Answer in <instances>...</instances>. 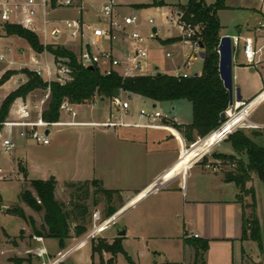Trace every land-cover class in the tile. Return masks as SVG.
Instances as JSON below:
<instances>
[{
	"label": "crops",
	"instance_id": "0c3cea01",
	"mask_svg": "<svg viewBox=\"0 0 264 264\" xmlns=\"http://www.w3.org/2000/svg\"><path fill=\"white\" fill-rule=\"evenodd\" d=\"M102 1L104 0H99L97 4H90L84 0V14L90 12L93 18ZM164 5L159 6V13L151 14L156 18L160 36L149 41L157 42L164 49L163 55L166 52L174 53L172 58H166L164 55L169 64L163 70L155 67L158 72L168 73L181 65L183 54L188 53L190 47L180 41L177 28L170 27L164 22L163 13H168L169 8L168 4ZM228 8L249 9L257 17L252 25L237 23L234 27L223 25L220 21L219 34L220 37L230 34L240 39L232 66L233 89H239L240 100L251 101L257 97L256 101L246 109L243 118L236 117L231 125L236 127L242 122L243 130H246L247 134L250 133L251 137L258 142L259 139L264 140V28L260 27V23L264 22V6L260 0H244L237 7L226 4L225 9ZM117 10L125 14L122 13L119 4ZM140 28L143 29V33L149 29L145 21ZM171 31L173 33L169 34ZM246 39L251 40L255 51L254 61L251 63L247 62L243 53ZM127 46L125 41H119L112 44V50L120 54ZM64 47L69 49L65 45ZM69 50L76 52V43L75 48ZM175 60L178 61L175 63ZM194 74L198 75L200 72ZM15 76L20 80L22 74L18 73ZM29 97L31 96L28 95L26 99ZM136 98L140 97L135 96L134 99ZM100 99L98 98L97 102L101 103ZM19 100L20 98L14 103ZM233 100H236L234 91ZM92 103H95V100ZM168 106L171 111L179 112L183 118V122L176 119V124L191 122V106L187 101H179ZM109 107L104 111L101 119L85 121L77 120L76 117L72 119L68 114L67 120H61L60 111L59 121L50 127H88L86 131L78 134L79 143H77L79 157L87 166L85 176L78 179H57L55 175L54 179L62 184L71 180H97L100 182V188L119 191L125 197L124 202L117 206L116 211L110 216L112 228L113 219L118 214L122 213L123 217H121L126 219L123 227L110 236L112 240L118 237L121 231H124L123 237L128 235L135 237L137 226H139L142 238L152 243L159 241L173 243L175 252L179 254L178 257H181L176 260L167 259L160 264H194L196 261L203 264H264V181L259 180L257 175L252 173L250 180L246 183V188H252L254 191L255 214L260 226L259 244L242 236L244 217L250 213L247 204L253 202L251 195H245L242 201H238L236 199L239 192L238 186L224 179V171L213 172L205 167L207 161L203 162L204 156H209L208 162H213L215 159L211 157V154H234L230 141L226 138L216 139L213 134H210L207 138L206 136L198 138L196 142L188 144L174 126L166 124L165 119L157 121L155 123L157 126H150L147 119L140 118L131 110L128 114L118 115L117 121L120 124L107 128L103 123ZM50 134H52L51 130ZM200 143V147L194 149ZM220 144L229 145L231 152H217L215 147ZM262 144L264 145V142ZM188 146L191 148L187 149ZM186 153H188L187 156H185ZM22 165L20 169L21 173H24L26 167ZM97 165L107 170V173L96 169ZM50 173V169H47L46 177ZM46 179L40 178V180ZM144 193L146 196H142L145 200L142 208L133 214V209L137 208H133L134 204ZM194 233L198 234L197 238L191 236ZM41 238V241H31L28 245L19 241L13 245L16 248L24 247L32 250L25 254L33 253L31 255L33 262L30 264H37L41 258L37 249L44 248L43 243L51 239ZM86 240H80L72 247L65 241V248L60 249L59 255L51 256L49 253L45 255L46 264L58 259L55 264H64L69 253ZM202 240L207 241V248L202 254L197 255L193 243ZM168 253V250H163L164 256ZM18 258L25 259L21 264H27L26 256Z\"/></svg>",
	"mask_w": 264,
	"mask_h": 264
},
{
	"label": "trees",
	"instance_id": "16d2710c",
	"mask_svg": "<svg viewBox=\"0 0 264 264\" xmlns=\"http://www.w3.org/2000/svg\"><path fill=\"white\" fill-rule=\"evenodd\" d=\"M225 1L215 0L212 4H206L204 0H188L186 4L179 5L180 20L198 27L197 37L204 52L200 74L186 78L160 72L130 77H122L115 72L103 75L97 68L89 70L79 64L76 55L71 50L65 47L44 45L34 32L17 24H4L6 35L23 38L35 52L47 51L55 60L65 62L70 68V78L65 84L60 85L55 81L48 83L28 68L5 71L0 78V83L18 73L25 76V82L11 91L0 104V123L7 117L10 106L15 100L25 99L36 89L46 91L49 88V99L42 117L50 124L59 121L61 104L64 101H68L74 106L92 103L96 96L99 99L104 98L112 101L123 91L156 104L174 105L179 101H187L191 106V122L188 124L174 123L172 126L182 134L186 143L196 142L198 138L207 136L220 126V114L228 107V94L218 74L217 53L221 29L218 11L226 8ZM159 5H163V3L159 1ZM233 127L231 124L228 125L230 130ZM213 136L219 139L220 135L218 132H213ZM226 139L230 141L234 154H216V156L220 157L224 164L233 167L223 173L226 181L234 182L238 186L239 192L236 199L242 201L244 194L251 195L253 202L247 205L250 208V213L244 217L242 236L260 244V226L255 214L254 191L252 188L247 189L246 183L250 180L252 173H255L259 180L264 181V145L256 142L243 129H236ZM242 156H245V160L242 159ZM203 162L205 163L206 160L203 159ZM29 182L35 196L28 188L23 187L18 193V198L35 212H43L44 222L41 228L35 226L34 221L26 216L23 208L19 205L8 208L6 213L24 221H30L35 236L58 239L61 249L65 248V241L72 237L71 233L79 237L86 232L88 216L86 202L90 194V186H95L99 192L103 193L111 191L100 188V182L97 180L67 182L65 186L73 190L70 193V204L66 207L55 197V182L53 180L36 179ZM115 211L116 208L110 209L108 215H112ZM121 238V236L115 237L111 243H107L104 239H98L97 243H91L92 257L98 255L99 264H114L117 253L125 254ZM193 246L197 255L202 254L207 248V241L194 242ZM104 253L110 254V258L106 262L103 259ZM125 256L129 264H133L129 256ZM8 260L14 264H21L25 261L23 258L15 257H10ZM194 264L203 263L196 261Z\"/></svg>",
	"mask_w": 264,
	"mask_h": 264
},
{
	"label": "rangeland",
	"instance_id": "374dc122",
	"mask_svg": "<svg viewBox=\"0 0 264 264\" xmlns=\"http://www.w3.org/2000/svg\"><path fill=\"white\" fill-rule=\"evenodd\" d=\"M85 1L89 2L90 4H97L99 0ZM187 1L188 0H161V2H163V5L161 6H165L164 4H168V13L172 14L175 11H180L181 9L179 5L186 4ZM204 1L206 4H212L215 2V0ZM242 1L244 2V0H226L225 5L227 4L233 7H237L239 4H242ZM117 2L121 7L122 13L129 14L131 10H135L139 15L141 25H143L146 15H151L156 12L159 13L160 9L158 0H117ZM172 4L177 5L172 6ZM89 11L91 10L89 9ZM53 15L57 19H71L77 17V14L73 9H59ZM218 17L223 25L227 24L231 27H234V25H236L237 23H247L248 25H252L257 18L251 10L244 8L221 9L218 11ZM83 19L86 21H93L92 17L90 16V12L85 13L83 15ZM140 30L141 32H143V29L140 28ZM172 33L173 31H171V33L169 34ZM39 40L42 44H44L41 38H39ZM47 45H52L54 47H64L65 45L69 49L75 48V43L68 38L66 33H62L58 37H48ZM147 49L148 58L146 59V62L149 65L146 69L147 74H151L153 73V71H156L154 67H158L159 70H163L166 65L169 64L168 60L163 55L164 49L161 48L157 42L149 41L147 44ZM32 51L33 50L31 49V47L23 38H20L16 35H6L3 25L0 24V53H2L6 58V60H0V73H4L8 69L20 70L23 67H27L25 66V64L30 62ZM72 52L75 54V50H72ZM9 59L14 60L17 63H21L23 66L21 64H16L14 66L8 67L6 61ZM47 59L50 63L53 62L49 53L47 54ZM38 60L41 63L44 61L42 55H40ZM177 61L178 60H175L174 62L176 63ZM201 70L202 59L199 57L194 61V64L189 72L191 75H194V73H199L201 72ZM15 75L16 74L0 83V104L11 91L15 90L20 84L25 82L24 75L21 76L20 80H18L17 76ZM45 93L46 91L42 89H36L29 94L31 97H29L28 100L32 102L39 100L44 97ZM94 100L95 103H87L79 106H74L77 113L75 119L83 121L101 119L104 111H106V109L110 106L109 101L105 100L104 102L101 101V103L97 102V96L94 98ZM12 108L13 105L10 106V109ZM140 108H144L150 111L153 107L149 103V100L136 98L134 104L131 105L130 110L133 113L137 114ZM157 108L162 112L163 115H167L170 118H176L177 121L183 122V118L179 115L180 113L177 111H171V108L167 103H159L157 104ZM61 114V120H67V113L65 111H61ZM49 129L52 133L51 144L49 146H42L31 141L19 140L18 148L14 151V153L7 157L0 156V167L5 168L8 171L13 170L12 172H14L10 174L9 178L0 180V264H13L12 262H9L8 259L10 257L18 258L21 256H26L28 258L27 264L33 262L31 256L33 255V253L25 254V252L29 253L32 252V250H27V248L24 247L16 248L13 244L19 241V243L25 242L26 245H28L29 242L36 241L35 237L39 236H33L34 234L30 221H24L19 217L6 213V210L8 208L14 205H19L23 208L26 216L30 217L34 221L37 228L40 229L43 225V212H35L19 200L18 193L21 188H28L35 196V192L30 186V180H36L40 178H47L46 180H48L50 175H56L57 179H78L84 177L86 174L85 170L87 166L84 165V160L79 157L80 151H78L77 143H79L78 134L82 131H86L88 127H50ZM237 129L244 128H242L241 126ZM248 135H250V133H248ZM263 142L264 140L262 139L258 140L259 144H262ZM189 148L190 147L188 146L187 149ZM215 150L217 152L223 153L231 152L230 146L226 144L217 145L215 147ZM18 157H21V159H18ZM208 157L209 156H204V159L207 161L206 164H219L220 171L233 169L232 166L224 164L222 162L223 160L220 157L216 156V153L214 155L211 154V157L215 159L213 162H208ZM242 159L245 160V156H242ZM21 165L26 167V171L24 173H21ZM97 168L107 173V170L101 169L98 165L96 169ZM47 169H50L51 171L48 177H46ZM53 181L55 182L56 199L60 202H63L64 205L68 207L71 201L70 193L73 189L67 188L65 186V183H76L80 181L71 180L63 184L56 182L55 179H53ZM142 196L145 197L146 194H142L141 198H139L136 204H134L135 206H133V208H137L133 209V214L137 213L142 208L143 202L145 201L143 200L144 198ZM243 196H245V194ZM124 199L125 197L122 196L119 191L111 190L110 192L103 193L99 192L95 186H90V194L86 202L88 205L86 232L79 237L71 233L72 237L68 238L66 240V243H68L72 247L76 245V243H78L80 240H86L87 235L90 231V227L92 225V212L95 209H99L102 220H109L110 216H112L108 215L109 210L121 205L124 202ZM3 207H5V209H3ZM121 216L122 213L114 217L113 228L112 221H110L109 223L104 225L102 229L88 237L85 243L75 247L64 260V264H99L98 255H95L94 257H92L91 255V243H97L98 239H104L107 243H111L112 237L110 236L121 229L126 221V219L122 218L123 216ZM71 228H73V225H71ZM140 229L141 228L137 226V232L135 234L137 237H132L130 235H128L127 237L121 236V245L125 254L122 252L117 253L114 264H129L125 255L129 256L133 264H160L167 259L176 260L181 258L178 257L179 254L175 252L176 249L174 248V246H172L173 243L171 244L161 241L152 243V241L145 240L141 237ZM43 246L44 248L37 249L39 251L38 254L41 257L39 258V262L37 264H46L47 258L45 255L48 253L51 256H57L61 253L58 239H47V241L43 243ZM165 249L169 251L166 256H164L163 254V250ZM109 258V253L103 254V259L105 262Z\"/></svg>",
	"mask_w": 264,
	"mask_h": 264
},
{
	"label": "built area",
	"instance_id": "2783aa9c",
	"mask_svg": "<svg viewBox=\"0 0 264 264\" xmlns=\"http://www.w3.org/2000/svg\"><path fill=\"white\" fill-rule=\"evenodd\" d=\"M264 6V0H260ZM84 0H0V24L12 23L20 25L32 32L47 45L48 37H58L62 33H66L68 38L76 43V58L79 64L87 68L93 66L97 68L101 74L109 75L112 72L118 73L122 77H130L135 75H148L146 62L148 58V50L146 43L160 36V29L153 15H146L145 22L149 27L146 33L141 32L139 15L135 10H131L129 14H121L117 10V0H104L101 2L96 13L93 15V21L83 19ZM59 9H73L77 17L71 19H57L54 13ZM180 11L174 13H163V20L170 27L179 30L178 38L184 44L190 47L188 53L183 54V60L180 66L168 71L169 75L186 78L191 76L193 63L200 56L201 48L197 37L198 27L186 24L180 20ZM260 27L264 28V22L260 23ZM232 45L236 48L239 44V37L232 36ZM125 41L128 46L120 54L112 50V44ZM243 53L247 62L254 61L255 51L252 48L250 39H246L243 45ZM42 55L44 61L39 62L38 58ZM166 58H172L173 52H166ZM0 60H6L5 56L0 53ZM53 62L47 59V51L42 53L31 52V60L25 64L29 70L40 76L48 83L51 81L58 82L60 85L65 84L69 80L70 68L65 62H60L52 57ZM7 66L11 67L17 63L14 60H7ZM22 65V64H21ZM23 66V65H22ZM21 68V67H19ZM155 68V67H154ZM9 70V69H8ZM153 71L151 74L157 73ZM162 73V72H160ZM3 73H0V78ZM135 96L130 92H121L117 98L109 101L110 107L106 114L104 125L112 128L118 123L119 114H128ZM49 99V88L43 98L34 102L28 99L20 98L19 102L12 104L13 108L5 120L0 123V156H10L18 148V141H31L35 144L47 146L50 144V129L52 125L46 122L43 117V111ZM257 97L251 101L233 100L232 105H228L224 110L225 120L220 126L210 132H218L219 140L227 138L237 128L243 126L239 123L232 130L228 129V123L234 117H242L255 101ZM16 101V100H15ZM151 105L155 104L150 111L140 108L138 116L145 118L150 126H157V121L165 119L166 124L176 123V118H170L163 115L157 108V104L149 101ZM61 111H65L72 119L77 116L74 105L68 101L61 104ZM161 124V123H160ZM48 131V133H46ZM206 136V137H207ZM205 137V138H206ZM199 142V141H198ZM191 148V146H190ZM189 148V149H190ZM187 150V149H186ZM18 164V163H17ZM205 167L213 172L220 171L219 164H205ZM13 170L8 171L0 167V180L10 177ZM106 220H102L99 210L92 212V225L87 236H91L100 229ZM194 238L198 234L191 235ZM36 240H42L41 237H35Z\"/></svg>",
	"mask_w": 264,
	"mask_h": 264
},
{
	"label": "water",
	"instance_id": "95a60500",
	"mask_svg": "<svg viewBox=\"0 0 264 264\" xmlns=\"http://www.w3.org/2000/svg\"><path fill=\"white\" fill-rule=\"evenodd\" d=\"M232 35L225 34L220 37L218 46H217V53H218V74L222 81L223 87L226 89L229 102L228 105H232L233 102V91L235 93V99L240 100V92L238 88L233 89V76H232V66L234 55L236 54L237 48L232 45ZM199 47L202 49V44H199ZM200 58H203L204 52L201 50L199 54ZM87 69L93 70V66H88ZM197 75V74H194ZM100 101H104V98H101ZM152 107H156L155 104ZM225 120V113L222 112L220 114V121L224 122ZM48 133V131H46ZM54 176L50 175L48 180L52 181ZM101 187V186H100ZM5 209V207H3ZM124 231L119 233V236H123Z\"/></svg>",
	"mask_w": 264,
	"mask_h": 264
},
{
	"label": "bare ground",
	"instance_id": "6f19581e",
	"mask_svg": "<svg viewBox=\"0 0 264 264\" xmlns=\"http://www.w3.org/2000/svg\"><path fill=\"white\" fill-rule=\"evenodd\" d=\"M235 118H236V117H234L232 120H230L229 123H228V125H230V124L232 123V121H233ZM212 134H213V133H212ZM200 145H201V143H200V144H197V145L194 147V149L199 148ZM187 154H188V153H186L185 156H187ZM110 221H111V218H109V220H106V222L104 223V225H106V224L109 223ZM104 225H103V226H104ZM103 226H102V227H103ZM88 237H89V236H87V238H88ZM87 238H86V239H87ZM57 261H58V260H57ZM55 263H56V261L53 260V261H51L49 264H55Z\"/></svg>",
	"mask_w": 264,
	"mask_h": 264
}]
</instances>
